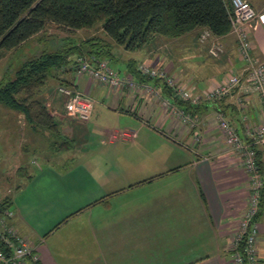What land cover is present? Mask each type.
I'll return each instance as SVG.
<instances>
[{"label":"crops","instance_id":"0c3cea01","mask_svg":"<svg viewBox=\"0 0 264 264\" xmlns=\"http://www.w3.org/2000/svg\"><path fill=\"white\" fill-rule=\"evenodd\" d=\"M263 2L257 8L251 4L258 17L249 29L252 54L264 62ZM190 32H194L193 39L190 35L187 40H197L200 29ZM186 34L179 37L184 38ZM160 39L165 40L156 38V45L161 44ZM214 40L224 47L219 60L198 59V67L179 68L181 73L174 70L171 52L169 61L160 56L159 46L152 47L151 53L144 52L138 61L124 58L126 70L121 74H131V68L137 69L151 54L158 53L151 56L158 65L175 74L200 96L217 85L225 74L241 77L240 83L224 97L201 100L194 112L198 122L193 129L172 113L173 106H180L164 95L154 80L141 81L134 74L131 75L135 80L150 85L161 98L168 99L171 107H164L161 98L143 91L112 90L88 75L76 76L73 70L66 71L63 77L70 82V87L95 97V103L98 96L103 98L99 105L110 111L109 125L95 126L94 106L87 122H77L68 117L66 97L57 90V84L46 87L53 95L46 103L54 107L57 116H65L66 126L71 125L62 132L69 146L62 143L48 153L40 151L39 156L45 154L46 164L40 166L35 159L31 163L36 165L37 172L26 174L36 185L26 197H11V222L19 235L33 243L39 264H232L228 247L247 205L249 181L239 153L225 143L217 115L222 113L244 143H249L247 129L263 121L264 114L260 96L247 82L245 65L232 32L213 35L199 43L201 47H194L205 58ZM122 117L124 125L116 122ZM90 125L92 130L84 129ZM16 134L17 147L27 150L30 143H25L26 134ZM86 137H97V144L94 141L95 146L90 143L85 148L82 144ZM120 143L132 147L150 145L154 157L150 164L156 170H151L139 185L152 192L153 197H112L123 192L124 185L116 186L119 189L108 185L104 171L110 169L111 163L103 161L102 164L95 157L100 160L99 152L107 155L112 148L120 147ZM254 147L264 179V145ZM73 160L64 172L52 165L54 161L67 164ZM19 168L22 166L16 167L15 174ZM57 180L67 184L70 195L55 186ZM70 189H78L79 195ZM256 224L258 254L264 264V194Z\"/></svg>","mask_w":264,"mask_h":264},{"label":"trees","instance_id":"16d2710c","mask_svg":"<svg viewBox=\"0 0 264 264\" xmlns=\"http://www.w3.org/2000/svg\"><path fill=\"white\" fill-rule=\"evenodd\" d=\"M232 15L231 0H0V57L4 52L19 50L26 41L50 25L72 32L91 30L100 25L102 32L87 38L69 37L57 46L43 41L47 45L45 48L22 59L14 72L9 73L8 70L6 78L0 80V104L21 114L33 130L47 131L54 137L63 136L62 121L59 122L40 93L50 78L58 79L60 85L69 86L70 82L59 74L66 70L74 72L78 57L95 56L106 60L110 66L118 46L130 52L141 51L155 43L156 38L179 37L194 29H200L197 40L201 43L199 35L203 30H208L212 36L231 32ZM223 52L224 49L216 58ZM138 66L130 69L131 74L141 81L154 80L173 103L197 118L194 112L201 101L192 104L189 100L180 99L161 78L141 75ZM245 73L247 76L248 71ZM11 204V196L0 199V215L11 209ZM4 250L9 251L6 247ZM228 254L230 256V250ZM243 264H247L246 258Z\"/></svg>","mask_w":264,"mask_h":264},{"label":"built area","instance_id":"2783aa9c","mask_svg":"<svg viewBox=\"0 0 264 264\" xmlns=\"http://www.w3.org/2000/svg\"><path fill=\"white\" fill-rule=\"evenodd\" d=\"M233 15L230 18L231 32L235 34L238 46L237 52L244 62L245 71H248L246 79L253 91H256L263 102L264 114V62L252 54V39L249 26L258 17L254 7L248 0H231ZM208 30H203L199 35V41L205 42L211 37ZM223 51L222 45L213 41L208 52L213 56H219ZM76 76L88 75L92 80L109 87L112 90L143 91L151 96L161 98L158 92L144 83L136 81L131 75H120L112 69L106 60L97 59L95 56H80L74 65ZM141 75L149 78H161L173 91L174 95L183 100H189L192 104H198L202 99H215L229 94L239 84L240 77L236 74L223 76L220 82L207 89L202 95H195L192 90L180 82L179 78L168 73L164 69L142 62L138 66ZM57 90L66 97L67 115L81 122H87L90 118L93 102L91 97L83 94L74 87L59 85ZM164 107H171L168 99L161 98ZM172 113L191 128L197 123V118L191 117L185 110L172 107ZM218 123L224 133L225 143L233 151L239 153L242 165L248 175L249 192L248 201L241 214L233 237L230 241V260L232 264H243L246 258L247 264H261L257 248V224L256 216L259 212V204L264 191V179L261 175L254 145H264V120L252 129H247V135L251 142L244 143L235 128L223 116L218 113ZM13 211L5 210L0 215V264H39V256L35 252L33 243L26 237L19 235L12 224ZM8 248L4 250V247Z\"/></svg>","mask_w":264,"mask_h":264},{"label":"rangeland","instance_id":"374dc122","mask_svg":"<svg viewBox=\"0 0 264 264\" xmlns=\"http://www.w3.org/2000/svg\"><path fill=\"white\" fill-rule=\"evenodd\" d=\"M248 1L256 8H257L256 5L262 3V0H248ZM101 33L102 32L100 30V25H95L94 28L91 30L80 29L73 32L67 29L60 28L56 25H50L44 31L38 33L37 35L33 36L28 41H26V43L22 45V47L19 50L4 52V54L0 57V80L5 75L6 76L8 75V70L10 71L9 73L14 72L15 68L19 66L18 64L22 59L31 56L39 49L45 48L47 45L46 43H43V41L45 42L48 41L49 44L57 46L59 43H63L64 40L69 37L87 38L92 34L100 35ZM188 33L186 34L187 36H185L184 38L164 36L163 39L167 41L165 40L162 41L160 39L161 44L160 43L158 45H156V43L149 44L147 48L139 52L136 51L132 53L130 51L124 50L121 46H118L116 47L117 48L116 57L114 60L110 61V66L113 69L119 71L120 73H124L126 70V65L124 64V58L125 59L134 58L135 61H138L139 56L143 55L144 52L151 53L152 47L155 46L157 47L159 46L158 52L160 53V56H163L165 61L170 60L168 54L169 52H171V59L175 62L174 70L175 71L177 70L178 71L177 73H181V69L187 66L191 68L198 67L199 65L198 59L200 60L204 59L205 61L208 62L212 60L211 58H213V61L219 60V58L211 57L208 54L207 56L205 54V58H204L203 53H199L197 49V47H201L202 45L199 44V42H197L196 39H194L193 42L191 40L189 41L187 40V37H189L190 35L193 39L194 32H188ZM214 41L220 43L222 45V48L224 49L223 44L220 41L217 40ZM170 43L172 44L171 46L169 45ZM194 45H197V47L195 48ZM151 56L154 55L151 54ZM151 56L148 57L144 62L152 66H157L161 69L163 66L158 65V61H156V59L154 58L155 56H158V53L155 54L154 57ZM179 68L181 69L178 70ZM65 72L60 73L59 74L60 77L64 78L63 75ZM167 72L170 74L172 73L169 71ZM54 83H56L57 86L60 85V81L58 79L50 78L48 80L47 87L54 85ZM47 89L48 88H45L40 93V97L44 100L46 99L45 101L53 97V95H51L50 92L46 91ZM102 99L103 98L98 96L97 97L98 101L95 103V101H93L96 100L95 97L94 99L91 98L94 106L92 119L93 120L94 118L97 119L96 121L97 123L95 126H98V124L109 125V121L111 118L110 111L101 108L102 106H100L98 103L102 101ZM51 108L52 110L55 111L53 106H51ZM57 112L60 113L59 110H57ZM10 114H12L13 117L12 115L10 116ZM18 115L20 116V118H18ZM21 116H22L21 114L13 110H10L7 107L0 104V197L1 199L7 196L26 197L31 192V190L34 188L36 183L30 182L31 180H29L26 177V174L28 172H29L28 174H30V172L33 171L37 172L36 165L34 163L32 164L31 161L33 160L35 161V159L38 160L37 164L40 166L46 164L45 162L46 157H44L45 154L43 153L41 156H39L40 151H44L48 153L49 151H51L50 149H54L56 146H58V144L61 143L68 144L69 146V141L65 139L63 136L54 137L51 133L47 131L33 130L31 127L27 126L24 117ZM104 117L106 118L104 119ZM58 118H59V122L62 121L61 124H63L62 131L69 130V128H71L70 127L71 125L66 126V123L64 122L65 116L62 117L58 116ZM76 120L77 122L79 121L80 123H83L78 119ZM99 121L101 122L99 123ZM116 122H118L121 125H124L125 122L124 117H122L119 121ZM90 126L84 129L92 130L93 127L92 125ZM16 133H19L22 136H25L26 134L25 140L27 142L25 141V143L28 142L30 143L27 144V150L25 149L20 150L17 147V144L15 143V141L17 142ZM97 140H98L97 137H91V138L86 137L82 146L87 148L88 146H91L90 143L93 146H95L94 141L97 144L98 142ZM152 142L150 145H152ZM120 144H121L120 147L112 148L111 152L107 153V155L101 154L99 152L100 160H98V158L95 157L96 161H101L102 164L103 161H107L111 163L110 169L104 171L105 174L108 175L105 176L106 178H108V185H110L113 189L117 188L116 186L124 185V191L120 193H114L112 197H153L152 192L150 193L147 188L143 187L142 185H139V183H141L143 178H145L147 174L152 172L151 170L153 171L156 170V166L150 164L153 161L151 159L154 158L152 154V150L149 148L150 145L143 147L142 144V147H137V146L132 147L124 143H120ZM154 145L155 147L158 146V144H154ZM162 152L164 153V151ZM115 153H118V155H115ZM74 161L75 160L68 161L67 164H60L54 161L52 165L58 168L60 172H64L65 167L68 166L69 164L74 163ZM18 166H22L23 170L19 168V170H17V174H15L16 167ZM100 168L103 170V167L100 166ZM58 169H56V171H58ZM68 173L69 172L67 173L65 172L63 174L66 176L68 175ZM57 181L58 182L55 183V186L61 189L65 194L70 195L69 194L70 192L67 190L66 187L67 184L61 182L60 180ZM27 182H29V184H26ZM51 182L52 180H49L50 184ZM93 188L94 187H92V189ZM119 188L121 187H118L117 189ZM20 190H22V192H20ZM70 190L74 192V195L77 194L79 195L78 189H70Z\"/></svg>","mask_w":264,"mask_h":264}]
</instances>
